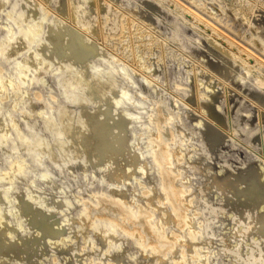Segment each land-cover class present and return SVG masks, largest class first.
<instances>
[{
  "label": "rangeland",
  "instance_id": "374dc122",
  "mask_svg": "<svg viewBox=\"0 0 264 264\" xmlns=\"http://www.w3.org/2000/svg\"><path fill=\"white\" fill-rule=\"evenodd\" d=\"M104 1L121 16L126 31L109 43L103 37L85 35L75 49L74 35L79 28L70 23L68 16L61 17L40 0H0V138L3 131L11 136L0 144V245L20 226L9 247L0 248V254L10 259L8 264H16L22 254V264H245L240 255L249 254L255 240L261 241L264 252V232L257 239L242 240L237 215L227 209L215 214L208 209L217 205L220 196H205V176L213 172L222 178L225 173L223 168L213 170L220 165L217 159H208L203 145L207 130L214 129L244 155H253L264 171V68L255 62L264 63V44L256 36L255 24L244 17L260 12L262 0H145L142 7L146 17L137 0L132 4L136 1L138 10L129 8L131 0ZM33 6L37 8L32 10ZM150 8L164 14L155 10L150 13ZM58 21L63 29L56 34L54 25ZM132 23L158 42L144 61L150 69L162 70L157 79L147 77L125 57L124 52L132 56L137 42ZM91 48L98 52L94 61L102 68L99 77L105 84L101 104L95 108L86 103L89 92L81 91L74 97L73 86L67 85L70 77L87 84L94 75L80 67L70 71L58 68L60 63L80 64ZM109 63L121 71L117 77L104 71ZM174 67L179 74L178 89L171 73ZM128 77L135 79L136 87L115 113L117 117L128 115L124 124L128 132L122 151L109 164L111 156L101 155L95 126L101 125L105 100L116 97ZM234 80H244L245 86L262 98L254 103L259 130L256 149L236 137L233 130L230 109L234 107L230 103L235 99L249 102L248 89ZM200 84H204L202 88ZM147 86L149 93L141 96ZM218 92L223 93L226 112L223 126H217L213 114L204 109ZM26 102L29 108L24 112ZM94 114L98 116L91 120ZM164 119L169 120L159 128V120ZM117 125L116 119L109 130L112 132ZM64 126L68 130L58 140ZM131 129L135 131L129 133ZM158 132L159 142L171 143L168 167L171 180L186 189L192 218L189 227H179L163 196L164 182L151 148ZM135 141L138 158L131 163L130 147ZM222 148L223 144L218 146ZM143 161L147 168L141 173L138 166ZM14 164H22L23 168L8 176ZM8 186L13 191L6 198ZM30 192L39 199L25 203ZM96 195L106 200L118 198L129 210H140V217L150 218L171 239V248L166 253L152 254L118 230H113L109 239L102 238L109 221L99 219L87 225L82 216L87 208L92 213ZM10 208H16L15 214L7 219L6 230L1 231ZM263 214L264 206L259 212ZM44 219L47 227L37 225Z\"/></svg>",
  "mask_w": 264,
  "mask_h": 264
},
{
  "label": "bare ground",
  "instance_id": "6f19581e",
  "mask_svg": "<svg viewBox=\"0 0 264 264\" xmlns=\"http://www.w3.org/2000/svg\"><path fill=\"white\" fill-rule=\"evenodd\" d=\"M17 1L18 0H15V3ZM40 1L43 5L49 4L56 13L60 14L61 17L68 16L70 19L69 21H71L70 23L79 28V31L74 35L77 36L75 49H77L83 43L85 35L89 34L92 37H103L106 41L105 43H109L114 39L115 36L122 35L127 29L125 27V23L121 19V16L118 15L112 5L104 0ZM117 1L119 3L121 1L127 0ZM135 2L136 1H133L132 4L131 0V5H129V8L138 10V8L142 6L144 7L145 5V0H137V2H139L141 5L140 7H135ZM143 7L141 8V12L146 17V14L144 13L145 9ZM36 8V6H33L32 10H35ZM154 10L157 13L164 14L163 12H158V10L154 8H150L147 11H150V13H154ZM20 15V12L17 13V18ZM147 15L149 16V13H147ZM244 17L255 24L256 36H258L261 42L264 44V0H262V9L260 12L255 15L248 13L245 14ZM43 18H45V16H43L42 19ZM60 21H58L54 25L56 28V34L60 33L63 29V23L61 24ZM131 25H133L131 26V28L133 29V38L137 42L133 46V50L131 52L132 56L129 57L126 52H124L125 57L126 59H128V62L129 60H132L136 64V66L145 73L147 77H149L150 79H157V77L161 76L162 70L150 69V66L147 65L144 61H146L147 57L152 54L151 52L156 48L158 42L154 40V38H151L149 34H144V31L141 30L137 25L133 23ZM206 25L209 26V23H206ZM146 37L149 38V41L145 40ZM224 38L227 42H230L228 40L229 38ZM176 39L179 42L178 35ZM194 44L200 45L195 40ZM127 48L128 45L126 43V50ZM142 48L147 49L141 51ZM226 53L230 54V52L228 51ZM97 55L98 52L91 48L88 52L87 57L80 64L63 66L62 63H60L58 67L60 71H70L74 70L75 67H80L84 71L90 72L94 75V79L87 84H83L82 82H80L79 78L77 77H70L67 81V85H72L74 88V97H77V95L81 91L89 92V100L86 101V103H88L90 108H95L96 106L101 104V91L105 89V84L99 77V72L102 71V68L99 62L94 61ZM212 59H214V57ZM255 62L258 67H260V69L264 68V63L261 64L257 60ZM243 63L245 64L247 62L244 60ZM113 67L114 66L112 65V63H109L108 68H106L104 71L114 73L115 77H117L121 73V71L118 70V68ZM213 67L216 69H220L216 66ZM171 73L173 79L175 80V89H178L180 87V84L176 82L179 79V74L176 70V67H174ZM226 77L227 79L232 80L231 75L226 74ZM113 80L115 81V78H113ZM234 81L239 85V87L248 89L249 102H240L235 99L230 103L231 106L233 105L234 107H231L230 109L232 115L233 130L236 137H238L241 141H248L253 149H256L258 146V141L257 139H255V136L259 130L256 125V117L254 118V103H257V100L258 102L261 101L262 98L259 97L260 95L257 91L246 87L244 80ZM203 85L204 84H200V87L202 88ZM135 87V79L133 77H128L125 80V86L120 91V93L116 97H109L105 100L106 105L103 107L105 109L101 111V125L95 126V131L99 133L100 153L101 155L105 153L110 154L111 160L109 164H111L115 156L122 151L124 147V138L127 136L128 132L124 127L126 120L129 119L128 115L123 114L117 117L115 115L116 109L124 103L125 99L130 95ZM145 88L147 89H144L140 93L141 96L147 95L149 93L150 87L147 86ZM200 95L203 96V93H200ZM139 103H141V101H139ZM223 105V93L218 92L210 100H208L204 106L206 112L213 114L214 123L217 126H223L225 123L226 112ZM28 108L29 103L26 102L24 104L23 111L26 112ZM138 115L139 113L134 116L135 120L138 118ZM97 116L98 114H94L90 119L94 120L97 118ZM116 119L118 120V125L116 129L111 132L109 130V126H111V124ZM168 120L169 119L159 120V128H162V126ZM263 123L264 119H262V131H264ZM0 128H2V125H0ZM67 130V126H64L61 129L60 133L58 134V140L63 138ZM134 131V129H131L129 130V133H132ZM169 135L172 136V132H169ZM10 137V134L3 131L0 138V144L6 142ZM159 138L160 133L158 132L156 138L152 140L151 148L154 152V158L156 163L158 164L164 182L162 187L163 196L169 202L170 207L177 218L179 227H189L192 224V218L190 217V214L188 212V204L185 200L186 189L180 188L181 186L177 187L179 185H177L176 182L172 181L173 179L170 176L171 171L168 167L171 161V143H161L159 142ZM222 144L223 148L218 149V146ZM137 147L138 141H135L130 147L131 163L138 158V155L136 153ZM203 147L208 150V159H217L216 164L220 165L219 168L215 167L213 168V170L218 171L220 168H223V171L225 173L222 178L213 175V172L208 173L205 176V196L208 198H212L217 194H219L220 196V200L217 205L214 208H211L209 206L208 209H211L214 214L226 209L231 210L239 218V227H241L240 235L242 240H248L251 237L257 239L259 235L264 232V214L259 215V212L264 206V171H261V169L256 165L253 155H244V153L228 143L214 129L207 130V139ZM72 158L74 159L75 155H72ZM238 162H241V164H237ZM22 168V164H14L10 166L7 175L9 176V174ZM146 168L147 163L145 161H143L138 166V170L141 173H143ZM130 170L131 167L127 169L126 173H129ZM70 171H72V167H70ZM70 185L71 184H67V187H69ZM12 191L13 188L11 186H8L4 191V196L6 198L10 197ZM38 199L39 197H37L35 193L30 192L25 200V203H32L33 201ZM94 205L95 209L92 208V213H88L87 208L83 211L82 216L85 218L87 225H91L99 219H106L109 221L110 227L102 230V238L109 239L111 232L113 230H118L125 233L130 238L137 240L144 249L148 250L152 254L166 253L171 248V239L166 235L162 228L154 225L150 221V218L140 217V215L142 214L140 210H138L137 212L131 211L120 199L114 198L111 200H106L102 195L95 196ZM15 210L16 208L9 209L7 218L2 224L1 231L6 230L8 225L7 219L15 214ZM135 220L139 221L134 222ZM37 225H39L40 227H47L48 221L45 219L41 220L37 223ZM19 228L20 226L15 229V231L10 236L11 238L3 245L4 247H9L10 242L12 241L14 235L19 231ZM193 234H196V230H193ZM261 245L262 244L260 240H255L251 252L249 254H241L240 260L245 264H264V252H262L260 249ZM3 246L0 245V248ZM24 260L25 255L22 254L16 258L15 263L22 264ZM9 262L10 259L7 256L0 254V264H8Z\"/></svg>",
  "mask_w": 264,
  "mask_h": 264
}]
</instances>
